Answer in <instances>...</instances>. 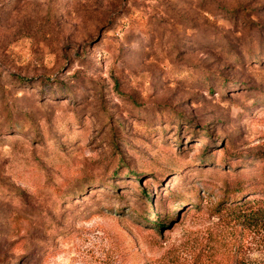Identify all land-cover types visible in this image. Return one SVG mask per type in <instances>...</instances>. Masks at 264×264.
I'll list each match as a JSON object with an SVG mask.
<instances>
[{
	"label": "rangeland",
	"instance_id": "374dc122",
	"mask_svg": "<svg viewBox=\"0 0 264 264\" xmlns=\"http://www.w3.org/2000/svg\"><path fill=\"white\" fill-rule=\"evenodd\" d=\"M0 264H264V0H0Z\"/></svg>",
	"mask_w": 264,
	"mask_h": 264
},
{
	"label": "trees",
	"instance_id": "16d2710c",
	"mask_svg": "<svg viewBox=\"0 0 264 264\" xmlns=\"http://www.w3.org/2000/svg\"><path fill=\"white\" fill-rule=\"evenodd\" d=\"M238 191H239V189H238Z\"/></svg>",
	"mask_w": 264,
	"mask_h": 264
}]
</instances>
